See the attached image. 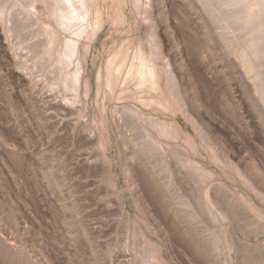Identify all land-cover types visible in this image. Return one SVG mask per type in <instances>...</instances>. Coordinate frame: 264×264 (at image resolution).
Returning <instances> with one entry per match:
<instances>
[{"label": "rangeland", "instance_id": "obj_1", "mask_svg": "<svg viewBox=\"0 0 264 264\" xmlns=\"http://www.w3.org/2000/svg\"><path fill=\"white\" fill-rule=\"evenodd\" d=\"M146 2L188 111L164 92L156 124L104 80L146 42L133 0L89 6L79 86L78 56L44 48L46 12L0 0V264H264V0Z\"/></svg>", "mask_w": 264, "mask_h": 264}, {"label": "bare ground", "instance_id": "obj_2", "mask_svg": "<svg viewBox=\"0 0 264 264\" xmlns=\"http://www.w3.org/2000/svg\"><path fill=\"white\" fill-rule=\"evenodd\" d=\"M28 1L33 7V11L35 10V8H38L42 12H46L47 19L45 20V32L48 35V40L46 41V43L48 42V47H44V48H46V50L48 48L49 55H51V54L53 55V53L60 54V52H62L60 55L62 56V54H63V56L65 58H68L69 60L72 59L74 56H78V58L75 62L76 67L74 65L75 70H73L74 72L71 73V75L74 74L73 75L74 76L73 82L75 81L74 86H77V85L79 86V84H80L79 78H80L82 72L84 73V71H85V59L83 57V54L81 53V50H83L84 47H82L81 44H82V41H84V42L86 41V40H84L86 38V37H84V35H85V32L87 31L86 25L88 23H90V22H88L89 19L87 18V11H89L88 10L89 6H92L91 4L94 0H28ZM146 1H144V0H133V7L136 11V14H138V16H139L138 18H141V20H145L144 21L145 24H147L148 20H150V19H148L150 17L145 16V14H147L146 10L148 9ZM97 6L99 7V5H96V7ZM149 7H150V5H149ZM145 11H146V13H144ZM100 13H101L100 9H97L96 17H98V16L100 17ZM149 13H151V12H149ZM16 15H17V13H16ZM94 15H95V12H94ZM95 21H96V19H95ZM100 21H101V19H100ZM98 22H99V20H98ZM54 25L56 28L52 27ZM144 29H145V31L144 30L143 31L147 32L146 42L145 41L144 42L139 41L137 46H136V43L134 46V43L129 42L130 43L129 45L128 44H122L117 50H115L113 55H111V57H109L110 59L108 60L109 66H108L106 79H104V78L103 79L106 80L105 84H107L106 86L109 87V89L112 88L113 91H115V92L118 91L120 93V94H118V99H125V98H127V96H131L134 99H139L142 103H144V106H145L143 108H138L136 105H134L132 103H123L122 105L118 106L119 110L124 109V110H128L130 112L132 111L131 113L135 112L140 118L147 120L149 123L156 124L157 123L156 121L158 120V122H159L160 120L159 119L156 120V118L154 119V118H152V116L148 117V113H147L148 111H146V110L148 108H150L153 105V103H155L156 101L157 102L159 101L160 103H162L161 106H163V107H164V105H166L168 107L171 106V102L168 100V98L165 96V94H163L164 92L170 91V94L172 93V95H174L173 97H174L175 103L179 104L181 106V109L183 110V112L187 114L188 111H186L185 102L183 100L184 97L182 96L181 93H179L178 90H176V87H174L173 78H172L174 75L172 77L169 76L170 71H169L168 65L165 63L166 61L164 60L163 54L161 52L162 49H161V47L158 46V43H157L159 40L157 38V33H156L157 28L155 29L154 24L152 25L150 22V24L145 25ZM6 31H8V30H6ZM41 31L42 30L40 29V32ZM83 37H84V39H83ZM135 37H137V36H135ZM81 39H83V40L80 41ZM159 41H161V40H159ZM127 42H128V40H127ZM84 44H86V43H84ZM159 44H161V43H159ZM73 54H74V56H73ZM53 56L55 57L56 55H53ZM54 57H51V58H53V60H54ZM48 59H49V56H48ZM60 63L61 62H59L58 64H60ZM69 63L72 64L71 61ZM47 66H48V64H47ZM64 67H62V68L64 69ZM71 72H72V70H71ZM99 75L101 76V73ZM68 78H66V79H68ZM65 83H66V81H65ZM130 83H135L138 85V89H136V91H134L132 93H128L129 89H125L126 84H130ZM85 84L87 86L86 88L88 89V81L87 80L85 81ZM142 86H146L150 92L149 93H146V92L143 93V91L141 89ZM125 93H127V94H125ZM155 93L160 94L159 95L160 98L157 99L154 96ZM75 99H76V97H75ZM78 99L79 98H77V100ZM64 100H66L65 97H64ZM67 100H70V99L67 97ZM168 107L166 109H170ZM113 109L116 110L117 108L115 107ZM124 110L120 111V112L124 113L125 112ZM126 112L124 113L125 117L127 115ZM115 113H116V111L113 112L114 115H115ZM124 114H123V116H124ZM123 116H122V118H123ZM134 116H136V115L134 114ZM164 122H166V120ZM157 126L160 128V131L162 130V132H163V133L161 132L162 136L167 135V137H168L169 134H171V135L175 134L176 131L180 133V128L174 123H170V122L169 123L167 122V124H163V123L159 124L158 123ZM156 130H158V128ZM160 131L158 130L159 134H161ZM176 134H178V133H176ZM170 137H172V136H170ZM156 143H158V142H156ZM161 144H162V142H161ZM163 144H165L164 141H163ZM163 146L164 145H162V147ZM216 189H214V190H216ZM229 258H231V256H229ZM157 263H159V262L157 261Z\"/></svg>", "mask_w": 264, "mask_h": 264}]
</instances>
